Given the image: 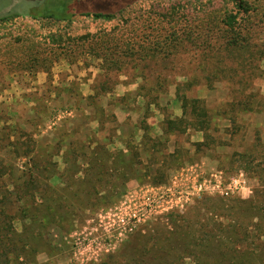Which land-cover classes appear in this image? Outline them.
Segmentation results:
<instances>
[{"label":"rangeland","instance_id":"obj_1","mask_svg":"<svg viewBox=\"0 0 264 264\" xmlns=\"http://www.w3.org/2000/svg\"><path fill=\"white\" fill-rule=\"evenodd\" d=\"M64 1L68 21L0 24V139L31 135L41 151L60 136L68 143L89 135L111 151L130 142L140 145L142 165L121 188L111 179L107 187L119 188L113 202L87 210L68 231L51 227L37 264H137L131 259L144 247L142 264H228L227 252L233 264H264L258 249L245 257L241 244L235 249L246 228L251 241H264L254 240V226L264 232V0H45L37 9L0 0V12L17 3L40 16L62 11ZM78 12L118 14L102 21ZM236 13L242 49L231 50L223 21ZM245 95L261 106L231 112ZM177 96L204 106L208 130L182 125L168 142L144 145L145 129L156 138L166 118H185L189 108ZM62 153L53 158L58 175L67 168ZM171 154L166 181L153 184L160 166H148V157L161 163ZM132 215L135 230L118 237L119 220ZM213 223L224 232L211 238ZM13 227L23 232L20 220Z\"/></svg>","mask_w":264,"mask_h":264},{"label":"trees","instance_id":"obj_2","mask_svg":"<svg viewBox=\"0 0 264 264\" xmlns=\"http://www.w3.org/2000/svg\"><path fill=\"white\" fill-rule=\"evenodd\" d=\"M24 2L31 4V8L36 9L46 3L45 0H24ZM16 4L9 12L2 13L4 10L0 12V24H5L16 18L64 22L72 16L68 12L70 8H68L67 1L62 3V11L51 9L40 16L29 15L24 8ZM57 4L60 5V2ZM238 8L243 9L244 7L239 4ZM78 14L84 18L102 21H112L117 15L116 13L102 12H78ZM238 14H226L223 21L227 28V45L231 50L242 49L235 32ZM242 99L230 105L231 112L240 109L256 112L258 106H261L260 97L256 95H245ZM177 100L186 109L189 108L185 118H166L162 127V136L156 138L151 137L147 132L148 130L145 129L140 142L144 145L151 143V146L156 147L161 142H168L171 135H179L178 128L182 125L185 128L194 127L208 130L207 111L198 100L190 99L189 101L180 96H177ZM10 135L7 133L0 139V264H37V255L46 253L43 249L39 251L37 249L48 246L43 241V236L47 234L50 237L52 235V231L49 230L51 227L68 231L75 221L82 220L83 214L87 210H93L96 205L113 202L119 193L118 189L125 186L126 182L132 178H136L138 176L136 169L142 165L140 145H133L130 142L125 145L126 151H111L106 149L104 144L98 143L97 140L88 139L89 135H86L84 141L77 140L68 143L65 142L66 139L60 136L59 141L56 140L51 145L50 143L47 144L44 151H41L39 141L33 139L31 135L14 139V141H11ZM94 143L97 145L92 147ZM206 145V142H202L196 146ZM62 151L67 168L58 175L53 158ZM172 156L173 154L162 155L161 163L154 159L153 155L148 157V166L154 164L160 166L159 169H156V175L151 177L153 184L158 185L166 181V167L163 163ZM21 159L26 161L18 166ZM127 159L130 161H126ZM110 162H112L111 167H109ZM118 165L122 166V169ZM18 173H21L20 177H16ZM143 176L148 177L150 175L147 172ZM54 178L63 180L65 185L63 187L51 185L50 180ZM113 178L116 182H120L119 188L116 183L107 187ZM104 185L108 189L105 192L102 190ZM262 196L264 198V194ZM14 220L22 222L23 232L21 234L14 230ZM212 229L214 231L210 232L213 234L209 233L211 238L224 232L222 225L217 223H213ZM235 230L233 229V231ZM244 230L237 234L236 244L238 247L235 249L239 248V244L243 246L242 257L249 256L258 249L261 258H264V241L260 243L251 241L248 228ZM254 232V240L264 237V232L260 227L255 229L254 226ZM257 233H260L261 236H257ZM203 237V244L206 245L207 236L204 234ZM206 248L210 247L207 245ZM209 250L210 254L214 252L212 248ZM147 253L144 247V252H140L139 256H134L135 258L131 260L137 264H142L143 259L141 258L145 260ZM231 253L227 252L221 255V259L224 260V256L228 255V264H233L234 255L232 256Z\"/></svg>","mask_w":264,"mask_h":264},{"label":"built area","instance_id":"obj_3","mask_svg":"<svg viewBox=\"0 0 264 264\" xmlns=\"http://www.w3.org/2000/svg\"><path fill=\"white\" fill-rule=\"evenodd\" d=\"M131 219H132L131 222L130 220H127V222H125L124 219L119 220V223H121V228H120V233L117 235L118 237L122 234L133 233V231L136 228V224L139 223V218H137L136 215H132Z\"/></svg>","mask_w":264,"mask_h":264},{"label":"flooded vegetation","instance_id":"obj_4","mask_svg":"<svg viewBox=\"0 0 264 264\" xmlns=\"http://www.w3.org/2000/svg\"><path fill=\"white\" fill-rule=\"evenodd\" d=\"M130 6V5H129Z\"/></svg>","mask_w":264,"mask_h":264}]
</instances>
